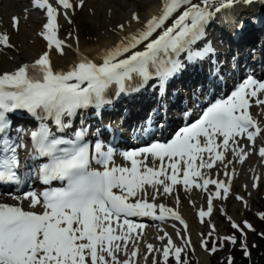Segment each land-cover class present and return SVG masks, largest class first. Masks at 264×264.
Here are the masks:
<instances>
[{
	"label": "bare ground",
	"instance_id": "6f19581e",
	"mask_svg": "<svg viewBox=\"0 0 264 264\" xmlns=\"http://www.w3.org/2000/svg\"><path fill=\"white\" fill-rule=\"evenodd\" d=\"M24 1L26 0H2L0 5L3 18L2 28H9L10 16L16 12L22 13L24 8L21 3H24ZM57 1L55 0V12L58 17V23L61 25V28L55 31L58 43H56V40H50V42L47 40L50 34L42 28L43 21H39L40 17L37 13H23L17 28L6 31L9 35L11 46L6 49H0L1 81L13 86L18 85L24 75L26 64L36 62L39 65H44L48 71L52 72L48 82L56 87H61L67 79H73L79 85H83L87 77L94 71L93 69L79 70V63L85 57L95 61L94 63L102 65L107 57L114 55L118 49L125 52V49H128L123 48L125 45L133 46L129 41L123 42L128 36V38H136L137 53L139 54V59H142L153 49L152 46H161L164 41H167L166 43L174 41L173 33L171 32L177 30L179 25L173 20L174 18L187 14L192 17L195 16V18L204 19L205 16L211 15L210 10L207 8L201 11H193L189 14L186 12L180 13L178 3H181L182 0L178 2L170 1L164 6H160L162 0H140L143 2L142 10L139 9L138 4L134 0H60V3L64 2V6L57 4ZM230 2H233V4L229 8H236V16L223 14L216 19V22L208 23L204 28L208 35V44H216L218 47L216 55L221 58L219 62L222 67L226 61L231 60V56L229 58L227 56L229 50H234L235 57L240 56V44L246 47L258 45L256 51H264V31H259L260 34L256 36V33L247 24L249 19H254L253 16L261 15L264 20V13L249 15L250 13L255 14L260 7L255 4L246 5L237 0H231ZM77 8L79 11H77ZM101 10H104L105 19L108 21L107 25L110 30L108 31L107 29L102 33L98 31L97 33L89 34V36H84L81 29H79L78 21H76L77 14L80 12L84 14L85 12L88 19H94ZM248 10H250V13ZM90 11L93 14L91 16L88 14ZM148 20L150 23L147 22ZM68 21H72L75 25L65 34L62 31V25L68 24ZM146 23L147 25H145ZM152 24L153 26H150ZM157 25H160V27H157ZM225 26L233 31L228 32L225 30ZM163 29L167 31L166 38H164L163 33L159 32V30L163 31ZM153 30L155 32H152ZM262 30H264V27ZM237 32L241 38L238 39V44L234 46V43L231 44V42ZM215 35L217 36L216 40H214ZM254 38L257 39L253 41ZM227 72L231 73L232 70L227 69ZM184 76L179 82H186L188 85L191 83L195 87L196 92L204 88L211 90L217 87L216 85L209 86L208 84L200 83L202 81L196 78L193 70L185 71ZM45 80L43 79V81ZM162 89L165 88L162 87ZM176 90L177 88L173 84V86H167L164 91L158 90L144 93L137 99L139 104L134 105V107L136 109L140 103H144L140 111L146 112L145 103L149 106L158 104L160 109L167 110L169 104L174 101L170 99L171 96L168 93ZM259 102V97L255 98L252 106V114L260 118L262 128L261 140L255 148L249 151V148L241 144V142L229 141L226 145V150L229 154L226 159L224 157L223 164L210 159L208 164L205 163V167H208L209 170L207 174H202L204 168L197 169L195 175L200 179L199 184L205 186L204 191L194 192L187 190L185 193H181L180 191H184V189L182 190L178 185H173L168 177L164 175L161 182L165 195L163 199L157 201L156 219L153 221L155 223L147 224L144 229H140L136 224L123 228L122 232L127 234V241L124 240L120 244L121 246L112 245L111 253H106L104 248L101 247L95 254L97 257L96 261L94 260V254H90L83 264H146V253L151 252L152 255H157L164 259L169 254H173L177 259L180 257L179 251L186 247V243L193 245L201 239L202 231L197 229L194 220L198 223L202 219L207 220V228H211L209 233L211 231L213 233L216 232L217 228L214 227V222L210 219V214L214 210L213 207L217 203L215 201L220 197L223 199L228 198L227 195L230 190L240 184L241 176L243 181L241 186L247 189L249 193L259 185L258 181L261 177L264 163V104L260 103L258 105ZM133 103L134 101H131L128 104L121 105L117 113L123 115L121 117L138 115L139 118L141 112L128 111V108ZM106 124H109L110 130L114 127H119L123 130L127 125L122 120L116 119L110 120ZM110 136H114L113 133L109 134V138ZM151 166L155 168V171L164 174L163 167L160 164L155 163ZM180 171L184 172L182 166ZM231 182L233 183L231 184ZM157 193L158 191L156 190L155 196ZM243 194L239 196L242 197ZM243 198L241 199L243 200L241 202L242 205L246 201ZM221 209L228 213V207ZM166 210L170 211L168 216L173 215L170 221L158 218L161 214L165 215ZM189 215H192V219L189 218ZM224 215L225 218L231 217L229 214ZM179 223L185 227V230L181 229ZM200 226L199 223L198 227ZM204 246L205 243H201L200 249L195 250L198 260L205 261V259H208L206 253L200 251L204 249ZM146 248L147 250L144 254L143 252ZM134 251H137L136 256L131 255ZM156 257L154 256L153 260ZM40 260L45 261L42 258ZM55 264H81V262L68 260L67 257H58Z\"/></svg>",
	"mask_w": 264,
	"mask_h": 264
},
{
	"label": "rangeland",
	"instance_id": "374dc122",
	"mask_svg": "<svg viewBox=\"0 0 264 264\" xmlns=\"http://www.w3.org/2000/svg\"><path fill=\"white\" fill-rule=\"evenodd\" d=\"M134 1L138 4L139 9L142 10L143 2L140 0ZM88 14L90 16L93 15L91 11L88 12ZM76 21H78L79 29H81V32L84 36H89V34L97 33L98 31L102 33L107 29L108 31L110 30L107 25L108 21L105 19L104 10H101L99 15L94 17V19H88L85 12L84 14L80 12L76 16ZM74 25L75 23L73 22L66 24L64 27V32H69V30L74 27ZM242 191L244 192L246 198V202H244L243 205L240 201H238V199L235 198L236 195L242 194ZM215 204L218 210H216L215 213L210 216V219L213 222H216V232L212 233L211 231L209 233V230L207 228V220L199 222L201 225L200 227H198L199 223L194 220L197 229L202 231L200 237L205 238V241L207 242L205 244V246H207L206 252L211 255L207 256L208 259H205V261L201 260L202 263L236 264V255L241 249L242 251H245V245L247 246V249L253 251V253L248 251L249 259L252 260L254 255L258 253V250H256L255 252L253 250L255 247V243L259 244L263 240L262 238L264 234V171L260 185L253 191L249 193L247 190H243V188L237 187L236 190L232 191L230 198L225 200L221 199ZM225 205L226 207H228L227 214H229L236 220L237 225L232 224V222L230 220H227L225 216H221L218 213L220 211L219 208ZM189 218L192 219V215H189ZM249 230H251V232H248V237L245 236V233H240L241 231L246 232ZM256 232L258 234L262 233V235H255ZM226 239L230 241H227ZM257 246L258 245H256V247ZM259 250V252L261 253V248H259ZM184 254L185 253L181 254L180 260L177 262L173 259H169L168 264H200L197 260H193L192 254H190L189 258H186V261H183Z\"/></svg>",
	"mask_w": 264,
	"mask_h": 264
},
{
	"label": "trees",
	"instance_id": "16d2710c",
	"mask_svg": "<svg viewBox=\"0 0 264 264\" xmlns=\"http://www.w3.org/2000/svg\"><path fill=\"white\" fill-rule=\"evenodd\" d=\"M258 245H259V248H261L262 252L258 255L259 257L256 258V261L254 262V264H264V239ZM238 264H248V262L246 258L239 257Z\"/></svg>",
	"mask_w": 264,
	"mask_h": 264
}]
</instances>
